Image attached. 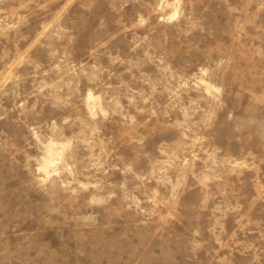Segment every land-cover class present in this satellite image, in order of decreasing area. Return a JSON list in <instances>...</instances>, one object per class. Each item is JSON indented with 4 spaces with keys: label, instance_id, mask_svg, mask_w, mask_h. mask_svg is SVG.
<instances>
[{
    "label": "rangeland",
    "instance_id": "1",
    "mask_svg": "<svg viewBox=\"0 0 264 264\" xmlns=\"http://www.w3.org/2000/svg\"><path fill=\"white\" fill-rule=\"evenodd\" d=\"M153 2H0V232L15 244L19 237L13 229L42 232L53 240V233L62 230L69 246L75 247L73 225L46 227L49 198L39 187L35 162L28 160L41 155L29 128L39 127L52 141L47 163L66 155L62 149L66 139L78 137L71 154L82 171L91 156L104 159L98 147L88 151L79 143L90 135L87 90L102 95V105L119 96L127 108L128 88L146 94L155 88L150 105L144 107L168 110V117L149 120L129 109L137 118L134 128L125 127L121 117L100 125L99 139L110 141L106 151L112 152L107 157V182L128 181L124 190H115L110 211L95 209L101 223L111 227L110 236L127 233L131 243H142L149 264H264V111L249 126L252 110L245 107L247 101L235 104L241 88L264 87V52L255 55L264 50V35L256 38L254 29L238 21L232 9L239 0H185L192 20L177 25L163 23ZM137 13L151 15L150 25L135 27ZM220 60L225 61L223 71L211 79L201 75L202 69L215 68ZM93 75L99 80L89 84ZM217 81L226 83L233 95L225 96L227 107L217 110L205 126L199 110H212L207 88ZM182 108L189 109L191 120H185ZM233 109L229 120L228 111ZM65 117H79L83 123L62 125ZM53 120L61 125L56 132L49 131ZM188 127L191 132L185 131ZM137 135L148 137L142 147L129 142ZM199 136L205 139L193 146ZM193 154L196 158L190 164H182ZM241 162L250 167H235ZM125 164H132L133 172L144 179L122 176L117 169ZM87 198L81 191L74 200L65 199L64 208L88 214L93 210L86 207ZM133 198L140 202L139 209ZM237 205L239 210L233 211ZM145 219L148 223L141 224ZM108 220L113 223L108 225ZM197 231L196 240L204 244L194 252L189 241ZM80 259L81 264H91Z\"/></svg>",
    "mask_w": 264,
    "mask_h": 264
},
{
    "label": "clouds",
    "instance_id": "2",
    "mask_svg": "<svg viewBox=\"0 0 264 264\" xmlns=\"http://www.w3.org/2000/svg\"><path fill=\"white\" fill-rule=\"evenodd\" d=\"M151 7L154 11L161 14L160 19L167 25H177L183 21L190 22L192 20L191 13L186 10L185 0H154ZM232 12L236 15L238 21H242L246 26L254 29L256 38L264 35V23H258L264 19V0H239L238 4L232 9ZM151 20V15L137 13L134 26L145 28L150 25ZM61 30L67 31V29ZM144 39L147 40L148 37L145 36ZM262 52L264 50L258 49L255 51V55L260 56ZM112 63H117V60L113 59ZM224 64L225 61L220 60L215 68L209 66L202 69L201 75L211 79L212 75L218 70H224L222 68ZM98 80L99 76L93 75L89 78L88 83L94 84ZM201 83L204 84L205 81L201 80ZM67 87H71V83ZM40 91H43V88ZM151 91L152 94L156 93L155 88H152ZM207 91L211 97L210 107L212 110L207 112L204 109L199 110L204 113V120L202 122L205 126L210 125L215 119L217 110H224L227 107L224 99L225 96L233 95L232 92H229L228 85L220 81L209 85ZM94 93L95 89L89 88L86 94L85 106L87 107V117L90 118V135L79 139V143L84 145L88 151H93L98 147L100 154L104 157L103 160H101L100 156H91L89 159L92 162L87 164L82 171L77 170L78 162L73 159L71 150L78 137L73 136L66 139L62 145V149L66 155L57 158L54 163H47V149L50 147L52 141L44 136L39 127L29 128L37 145H39L41 155L38 157L29 156L28 160L35 162L32 167L36 177L40 181L39 187L49 198L47 208L50 214L60 217V219L52 220L50 215L46 227L67 228L73 225L72 239L76 246H69V243L66 242L68 237L64 235L62 230L53 233V240L48 239L42 232L18 233L13 229V233L19 237L15 244L9 241L4 232H0V264H72L73 259H75V264H81L80 258L89 260L91 264H149V257L145 256L146 249L142 243H131L129 234L127 233L110 236L108 233L112 231L111 227L102 224L99 219L100 214L95 211L97 208L110 211V201L117 197L115 190H124L128 183L127 180L119 184L107 182L108 171L106 170V165L110 163L107 157L111 156L112 152L106 151L107 143H110V141L105 142L99 139L102 131L100 125L109 122L113 117H121V123L125 127L134 128L137 124V118L136 115L129 113V109H133L136 113L146 114L149 120L160 116L168 117L169 111L165 110L160 113L156 110L158 106L145 108L144 105H150L152 94H146L143 91L134 92L131 88H128L127 108L122 106L119 96H112L111 99L104 100L102 105L103 96ZM173 95L175 96V94ZM68 99H71V97H68ZM176 99L178 100L179 97H176ZM245 101H247L245 107L252 110V114L247 120V124L251 126L257 123L259 119L258 113L264 111V87L245 86L241 88L235 94V104L238 107L239 104ZM59 103H64V106H67L66 102ZM192 103L195 104L196 101H192ZM56 106L53 105V107ZM180 110L184 113L186 121L191 120L189 109L182 108ZM234 110L228 111L227 118L229 120L233 119ZM0 119H3V117H0ZM77 122L83 123L79 117L75 120L71 117H65L62 120V125L73 127ZM60 128L61 125H57L56 121L53 120L49 126V131L56 132ZM240 129L241 125H238L236 130L240 131ZM185 131L191 132L192 129L188 127ZM80 136L83 137V132L80 133ZM147 138L146 135H137L131 137L129 142L142 147ZM185 139L187 140L188 137L185 136ZM204 139L205 137L199 136L198 140L193 142V146ZM195 158L196 156L193 154L189 159L182 160V164H190ZM116 159L122 161L123 157H116ZM235 167L249 168L250 165L241 162L235 165ZM252 167H255V165L253 164ZM117 171H120L122 176L132 174L136 180L144 179V177L136 175L133 172L132 164H125L122 168L117 169ZM86 173L87 175H85ZM80 177L84 178L83 183H80ZM90 189L92 190L91 192L89 191ZM81 191L88 194L85 202L86 207L93 211L88 214H78L75 211L65 209L63 201L65 199L74 200L80 195ZM70 192L75 195L68 197L67 194ZM133 200L136 208L139 209L140 202L135 201V198ZM239 207L237 205L233 211H238ZM140 211L143 210L141 209ZM145 215L147 216V214ZM106 223L111 225L113 221L108 220ZM147 223V219L141 221V224ZM16 227L18 228L19 225ZM199 236L200 233L197 231L194 234L193 241H189V245L194 252L202 248L204 244L203 241L196 240V237ZM217 242H219V238H217ZM152 256L154 257L155 254L153 253Z\"/></svg>",
    "mask_w": 264,
    "mask_h": 264
}]
</instances>
